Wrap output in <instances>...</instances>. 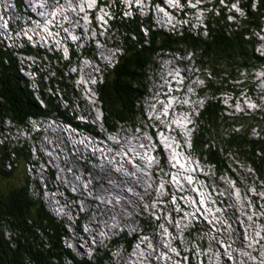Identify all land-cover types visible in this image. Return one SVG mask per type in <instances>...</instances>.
Returning a JSON list of instances; mask_svg holds the SVG:
<instances>
[{
    "label": "trees",
    "instance_id": "trees-1",
    "mask_svg": "<svg viewBox=\"0 0 264 264\" xmlns=\"http://www.w3.org/2000/svg\"><path fill=\"white\" fill-rule=\"evenodd\" d=\"M223 1L241 6L245 19L242 21L233 13L234 20L228 19L226 8L218 5L219 15L208 16L204 37L187 29L172 32L154 29L147 20L125 19L114 10L112 31L124 48L97 91L109 126L118 121L133 122L143 114L141 105L157 67L155 57L166 51L191 52L190 65L206 80L204 90L199 91L205 102L198 112L192 137L194 152L222 173H230L227 160L235 157L264 183V115L228 117L220 99L223 95H238L237 82L239 88L253 92L246 80L253 69L261 67L264 75V55L255 53L259 40L253 33L261 31L264 37V0ZM22 51L41 55L28 45ZM13 52L0 40V118L7 117L23 126L27 118L48 114L52 107L48 103V108L41 110L33 101L19 73L23 61ZM60 68L55 67V71L60 72ZM43 76L45 73L40 77ZM40 94L44 98L43 92ZM219 129L226 133L216 139L211 130ZM28 156L26 142L0 146V264H56L54 259L64 252L60 246L64 232L60 221L50 215L42 201L34 200L27 192L29 179L24 174V163ZM7 162L16 164L7 169Z\"/></svg>",
    "mask_w": 264,
    "mask_h": 264
},
{
    "label": "built area",
    "instance_id": "built-area-1",
    "mask_svg": "<svg viewBox=\"0 0 264 264\" xmlns=\"http://www.w3.org/2000/svg\"><path fill=\"white\" fill-rule=\"evenodd\" d=\"M35 4H40L42 7L49 6V8L43 9L39 14L33 12V16L30 17L29 20L32 24L37 21L38 25L35 26L34 30L37 31V28H39L40 31L38 32H40V34L49 31V38H47L46 41H51V35H54L56 37V45L60 43L62 45L64 44L71 49L72 53L77 54L82 51L91 52L92 55H87L81 62L89 66L90 70L85 72L87 73L86 78L83 77L81 73L76 75L67 71L62 72V74H57L55 72L49 73L48 77L45 78L48 80L47 86L51 84V79L54 78L57 80L54 87L50 86L51 88L46 90L48 91L47 98H51L53 101V107L50 110L51 114L47 117H29L26 119L25 125L23 126H20L7 117L0 118V126H3V133H0V146L3 142H11V145L14 146L18 141H22L26 142L29 148L28 151H34V165H26L25 163L26 175L29 179L27 185L29 195L34 200L39 199L40 201H46V208L52 213L55 219L64 223L66 232L61 237V246L64 250L74 251L76 247H73V239H75V236H73V227L79 223H86L80 222V219L89 217V211L93 210V204H95L99 198L111 197V187L98 185V178H101V176L93 173L96 171H104L106 169L104 164L92 162V172L91 170L85 169V166L79 162L80 160L76 157V153L80 150L86 151V147H83L85 145L69 147L65 144V141L70 142L73 136L69 133V128H63L61 120L53 117V110L56 109V107H64L66 112L71 113L72 119L83 120V124H86L87 128H93L95 125L96 113H92V105H95V99H99L97 88L102 84L104 76L118 58H111V56H108V53L97 50L90 41L86 40L84 36H81L78 29L71 28V23H69L70 21L68 20L70 7H67L66 4L64 8H61L60 5L63 6L61 0H34V5ZM3 7L6 8L0 1V33H2L5 39L3 40L0 38V40L2 42L5 41L7 43H4L5 46L12 49L14 55L20 58L17 53L23 48V44L21 42H13V39L10 41L7 40L11 38L10 32L14 27L12 25L9 26V22H5V26H3L2 22L7 21L4 17H8L9 19V16L6 15V10L5 13L2 14L1 8ZM36 16L39 20H36ZM196 28L198 27H195V32H197ZM104 29L107 30L106 28ZM175 29L181 30L180 27H176ZM110 33V38L116 37L113 31ZM28 38L31 39V37ZM256 52L258 53V51ZM176 56L179 57V55ZM191 56V53L187 55L188 58ZM93 57H95V60ZM28 59L32 62L37 61V59L33 57ZM53 65L62 67L63 62L56 61ZM36 73L37 81H30L32 83L30 90L34 91L35 98H39L40 94H38V86L36 83L39 81L40 71ZM62 82L65 83V86H63ZM75 89L76 93L74 91ZM65 91H67V93ZM77 91H80L82 95ZM55 94L58 98L55 97ZM38 101L39 104H42L43 110L48 108L43 101L39 99ZM98 130L100 132L103 131V129L100 128ZM76 134L81 135L83 138H87L88 136L87 132ZM45 135L51 136L49 138L50 148L43 139ZM87 139L89 141V138ZM89 142L92 143L93 141ZM92 146L88 147L87 151L90 150L92 154L105 153L104 150L100 149L99 151ZM11 158L13 162V156H11ZM73 158L75 160H73ZM15 164V162L12 163V166ZM52 170L54 171V175L52 174ZM31 172H38V179H31ZM48 177H55V185H48ZM34 185H41L40 195H32V186ZM90 187L92 188L88 189ZM120 189L127 190V188L123 189L122 187ZM117 209H119V211L123 209L118 202L116 203L115 209H106L103 211V213H106V230L109 227L114 228L115 224L119 225V222H121V216L118 215ZM104 233H102V239H98L101 241L102 246L105 241L109 243L111 239L117 236L115 232H112L111 235H104ZM136 241L140 243V240ZM137 243H133L131 250H134V246H136ZM117 245L119 244L114 243L113 240L109 243V248L107 249L116 254ZM128 254L129 259H124L125 264H127V262L133 263L131 259L132 253L128 252ZM120 258L121 257H119V259ZM62 262L63 264H72L71 260L68 258L63 259ZM107 263L120 264L117 263V257L116 261H107Z\"/></svg>",
    "mask_w": 264,
    "mask_h": 264
},
{
    "label": "rangeland",
    "instance_id": "rangeland-1",
    "mask_svg": "<svg viewBox=\"0 0 264 264\" xmlns=\"http://www.w3.org/2000/svg\"><path fill=\"white\" fill-rule=\"evenodd\" d=\"M0 1H1V3H3L6 6V8L5 7L1 8L2 14L5 13V10H6V12H9V9L11 10L13 8V4L10 3L9 0H0ZM25 2L28 4L29 3V0H25ZM61 3L63 4V6L60 5L61 8H64V5L67 4L66 3V0H61ZM41 5H42V3H41ZM233 7H235V5ZM15 8H16V6H15ZM229 9L232 10V7L229 8ZM20 10H21V8L19 7L18 13H20ZM78 12H80V11L78 10ZM240 14H241L240 19H242V21H243L245 19V17H246L245 16V11H240ZM4 18L7 19V21H3L2 22L3 26H5V22H9V26H10L11 23H10L8 17H4ZM78 18H79L78 17V14H76L74 12H71L68 20L71 22L73 19H78ZM101 19H103V13L97 15V26L99 28H101V26H102V24L99 22ZM76 24L77 25H82V21L81 22L80 21L78 22V20H77L76 21ZM24 31L26 32V30H24ZM24 31L22 30L21 31V34H15V33H13L11 31L10 32V35H11L10 37L11 38L10 39H7V40L10 41L11 39H13V40L14 39H18L19 37L21 39H24L25 38V40H26L27 37L26 36L24 37V34H23ZM141 31H142V35L145 36L146 33L143 30H141ZM27 35H30V33H28ZM37 35H38V33H37ZM203 35H204V32H203ZM256 37L258 39L261 38L260 35H256ZM0 38L3 39V40H5L4 37H3V35H2V33H0ZM100 41H105L106 46H107V49H108V52H109V55L108 56H111V58H118L119 57V54H122L123 51L118 54L119 50L111 47V45H113V44L114 45H118L119 43H117L118 40H116V38H110V34H109V37L100 38ZM38 42H39V48L42 49L45 46V42L43 40H39ZM4 43L7 44L5 41H4ZM91 44H93V46H95L96 48H99L97 50L101 51V49H100L101 46H99V43L98 42L93 41V42H91ZM57 48H58V46L57 45H54L53 48H51L49 51L54 52V50H56ZM79 50H80V48H79ZM176 57L179 58L178 56H176ZM188 57H187V59H188ZM168 59H169V61L172 60L169 63L174 64V63L177 62V61H175V58H173V57H171V58L168 57ZM164 62H166V61L164 60ZM58 68L59 67H57V69ZM190 70H193V73H198L199 72V71H196V69L194 67H192L191 65L188 66V70L186 72H188ZM165 73H166V75L168 74V72H164L163 76L165 75ZM153 74L154 75H156V74H162V71H158V69H154V73ZM205 76H206V78H209V76L207 74ZM29 79H30V81H37V73H33L32 75H30ZM211 79L212 78H210V80ZM154 81H155V77L154 76L153 77L151 76L149 85H152V83H154ZM195 81L199 85H200V83H202V85L200 86V88H201V90H204V88H205L204 86L206 84L205 78L201 79L202 82L201 81L198 82V80H195ZM171 82H172V84H174L177 87H179V90H182L183 93L181 92V97L180 98L179 97H176L174 95H171V94H169L167 96H164L162 98L161 102L165 103L166 105L164 104L165 106L163 108V111L158 115V117H156V119H158L161 114L165 113L169 109H171V108L173 109L174 106L175 105H178L179 103H181V101H184L185 103H183V104L188 105V106L192 103V101L190 100L191 99L190 94L192 93L193 89L190 87V84L189 83L188 84L186 83L185 78H183L181 74H175L174 79ZM238 83L239 82L235 83V85H236L235 87L238 88V90L240 91L241 89L238 87V85H239ZM44 84L46 86L48 85V80L47 79H44ZM62 84H63V86H65L64 85L65 84L64 82H62ZM168 84H170V83H168ZM74 91L76 93V89ZM31 92L33 94V99L35 100V98H34L35 97L34 91H31ZM46 92L48 93V91H46ZM65 92L67 93V91H65ZM77 92H79V94H81L80 91H77ZM244 94H246V95L244 96ZM236 96L237 97L234 96L235 97L234 98L235 99V103H232V100H230L231 99V96L230 95H223V96L220 97V99H222V101H223L222 105H224V107L225 106H230V109L224 113L228 117H248V116H251V118H252V117H257L258 116L260 118V117H262V115H264V82H262L261 80H257L255 82V86H254V91L253 92L246 93L244 91L242 94H238ZM55 97L58 98V96L56 94H55ZM239 98H241V101L238 100ZM206 99H208V96H207ZM256 99H257V102H256ZM203 101L205 102V98L201 96V98L196 103V105H197L196 109L197 110L198 109L199 110L201 109V106L203 105ZM155 105H156V103L153 104V101H152L149 104V106H147V108H150L151 106L154 107ZM141 106H143V105H141ZM144 106H145V104H144ZM93 110L94 109L92 108V111ZM151 111H153V110H151ZM144 112L147 115L150 113L149 109H146V107L144 109ZM191 113H192V116L190 117V120H189L190 123H192V121H194V116L195 117L196 116L198 117L197 112H194L193 109H192V112ZM41 117H43V116H41ZM53 117L54 118H58L59 120L62 121L63 128H68L70 126L69 124H67V121L66 120L67 119H72V115H71V113L66 112V110H64V107H56V109L53 110ZM72 120H74L77 123V120H75V119H72ZM143 123L144 122H142V124ZM185 123L186 122H184V124ZM71 129H73L75 133H78L79 132V127L78 126H74V127H71L70 126L69 133H71L70 132ZM90 129H93V128H90ZM125 130H126L127 133L130 134L131 129L129 127L127 129H125ZM211 133L214 135V138L218 139L219 137L224 136L226 132L224 130L219 129L218 132H215L214 130H211ZM254 134H256V133H254ZM50 137L51 136H49V135H45L43 137V139L47 142V146L49 148L51 147L50 144H49V138ZM128 138L135 139V136L134 137H130L129 136ZM4 143L7 144V142H4ZM8 144L11 145V143H8ZM129 146H131V142H128V148H129V151L130 152H133L132 148L129 147ZM33 155H34V152L33 151H29L28 160L30 158H32ZM203 159H205V158H203ZM227 161H228L227 162V167L229 166L230 172L233 174V176L235 177V179L238 182V184H240V186H241L240 189H237V190H233L232 191V189L230 188V186H227L226 185V183L228 184V182H226V180H225L226 179V176L224 174L225 172H223L222 175H217V178L216 179H214V178L211 177L209 179L210 186L211 187H214L218 183L219 187H221L223 190H226V188H228L229 190L227 191V193L229 194V196L233 197L232 198L233 200H235L237 203L239 202L238 206H242V205H240L239 198H237L234 194L240 193L241 194V197H243V199L245 198L246 200H249V198H248L250 196L249 194H252L253 193V188H256L257 190L254 189L255 195L257 196L255 205L260 210L258 211V213H252L251 211L253 210V206H250V205L247 204L245 207H249V211L251 212V214H253L254 217L256 216L258 218H262V216H263L262 211L263 210L261 208L262 201L260 199H262V197L264 195V183L263 182H259V180L257 179V177L252 172V170L249 169L247 166H244V164L241 163L240 161L236 160L235 157H229ZM6 168H8V167L6 166ZM218 172H219V174H221L220 171H218ZM49 183L51 185H55V177H50ZM219 193L223 194L222 191H220ZM243 199H242V201H244ZM200 205H201V203L199 202V206ZM243 205H244V203H243ZM223 208L224 209H221V210H223V211L226 212L225 213V218H226V216L228 217V215H229L228 213H230V216H231L230 218L232 220V223L234 225H236V224L237 225H240L239 222H241L242 219L239 218V213L236 211V209L238 207L235 209V214L234 215H233L234 212L233 211H230L227 208V206H225ZM238 210H239V208H238ZM221 222L223 223L224 221L222 220ZM243 230H245V229L243 228ZM197 237L200 238L198 235H195V238H197ZM262 238H263V236H262ZM90 242H91V240H90ZM76 246H78V245H76ZM212 247H214L213 244H212ZM215 247H216V245H215ZM236 249H237V247H236ZM225 256L230 257V255L227 254L226 252H225ZM207 258H209V257H207ZM102 260L107 263V260L105 258H102ZM226 260H227V262L230 263L232 259L231 258L230 259L226 258ZM256 260L259 261L258 258ZM232 262H234V261L232 260Z\"/></svg>",
    "mask_w": 264,
    "mask_h": 264
},
{
    "label": "bare ground",
    "instance_id": "bare-ground-1",
    "mask_svg": "<svg viewBox=\"0 0 264 264\" xmlns=\"http://www.w3.org/2000/svg\"><path fill=\"white\" fill-rule=\"evenodd\" d=\"M18 1H19L18 6L20 8H22V10L24 12L20 11V13H18L19 7L16 6L17 4H15V2L13 0H9V2H11L13 4V8L9 12H7L6 15L9 16V21H10L11 25L16 29V32H20L21 30L33 31L35 26L38 25L37 21H35L32 24L31 21L29 20L30 17L33 16V12H36L37 14H39L43 11V9L49 8V6H45V7L36 6L35 8H32L31 5H34V0H29L28 4L25 2V0H18ZM15 6H16V8H15ZM15 16H17V19H14ZM36 20H39V19H37V16H36ZM90 26L91 25L88 24L87 21L82 22V25H77V24L75 25L73 22H71V28L78 29V31H80V33H81V36H84L86 38V40H88L90 42H93V41L98 42L99 46H101V48H100L101 51H103V53H108V55H109L105 41H100V38L95 35L94 31H92L91 34L86 35L85 31H87V29H89ZM83 30H84V32H83ZM205 30H206L205 28H203L201 30L202 35H203V32H204V35H206ZM172 31H179V29H173ZM46 33H47V31H46ZM55 39H56V37L54 35H51L52 46L56 45ZM111 47L119 50L118 54L123 51V49H122L123 46L121 47L119 44L118 45L113 44V45H111ZM94 48H96V47L94 46ZM97 49H99V48H97ZM256 51H258V54H260V55L264 54V49H261V47L257 48ZM175 61H176V59H175ZM77 66H78V68H80L79 69L80 71H78V72L81 73L83 75V77L86 78L87 73H85V72L90 70V67L84 65L83 63H78ZM30 75H32V74H30ZM199 99H200V97H195L191 100L192 101V103L190 104L191 109H193V110L196 109V107H197L196 103ZM35 100H36V102L39 103L38 98H35ZM238 100L241 101V98H239ZM232 101H233V103H235V99H233ZM38 105L40 106V108L43 109L42 104H38ZM92 108L94 109L92 111V113L98 114L99 111L102 112V103L100 102V99H95V105H92ZM77 124L84 126V128L79 127L78 133H86V130H85L86 124H83V120H77ZM0 129H2V131H0V133H3V126H0ZM77 137H81V135H77ZM99 139L100 138L97 137L94 140V143L95 144L98 143ZM89 141H93V140L89 138ZM7 143H11V142H7ZM130 147L132 148L133 145ZM190 154L198 157L201 162H203V163L206 162L205 159L200 158L194 151H191ZM94 157L97 161H99V154H95ZM34 163H35V156L34 155L32 158H30L29 160L26 161V165H34ZM6 166L8 167L7 169H10L12 165L7 162ZM166 167H167V165H166L165 161H163L162 165H161V169H165ZM180 175L182 177L187 178V179L189 178L192 181H196L199 179L198 175H195L192 173L181 172ZM31 179H38V172H31ZM49 180H50V177H48V185H51L49 183ZM145 180H148V182L151 184L147 188V191L149 192L148 198H150V195L153 194L154 189H155V185L157 184L156 175L153 174L151 178H145L144 177V181ZM101 181H102V177L98 178V182H99L98 185H104ZM132 183L134 185H136V183H134L133 181H132ZM120 185H123L122 181L120 182ZM228 190H229L228 188H226V190L222 189V192L227 193ZM27 192H28V187H27ZM28 194H29V192H28ZM40 194H41V185L32 186V195H40ZM232 198L233 197L229 196V194H228V196L225 197V200L228 201L232 205L231 210L234 212L233 213V215H234L235 209L238 207V203L235 200H233ZM223 199L224 198H222V197L219 198V200H223ZM109 200H110L109 197L99 198V200L95 204H93V210L89 211V217L93 216L95 218L94 222H97L98 220L102 221L101 228L103 231H90V227L92 226V224L90 222L76 224L75 227H73V236H75V239H73V247H80L82 249H84L85 247H88L91 249V246H95L98 243L100 245L99 247L102 246L101 241H99L98 239H102V233L106 232V213H103V211L106 209H115L116 208V204H109ZM42 202L46 205L45 201H42ZM208 204H210V202H208ZM190 206L194 207V208L199 207L198 202H195L194 205L190 204ZM228 214L229 215H228V217L226 216V218H227L229 225H228V229L227 228H226V230L224 229L225 230V237H230V236L234 235L237 238H234L233 242L232 241H226L227 245L230 249L233 248L232 247L233 243L237 244L238 246H243V240L241 238V228H239V225H237V224L234 225L232 223V220L230 218L231 217L230 213H228ZM218 216L220 217V219H223V217L225 216V212H222V214H220ZM219 224L221 225V220H219ZM246 225H253V224L246 221ZM257 230H260V228H258ZM262 236H263V238L261 237V240H257L255 243V247H256V253L255 254H258V255H261L260 253L262 251H264V233H262ZM90 240H91V242H90ZM76 245H78V246H76ZM157 248L160 249L159 245H157ZM108 254H109L110 258H106L107 261H116V255L114 252H111V250H109ZM206 256L209 257L208 254ZM210 256H211L210 258L206 259V261H205L206 264H215V262L213 260V256L212 255H210ZM81 257H82V253H81ZM65 258H70L72 260H75L72 255H70L69 253L63 252L62 254H60V257H58V258L56 257L54 259V261L56 264H58V263L62 264V260ZM102 258H104L102 255L98 256L95 259L93 264H108L105 261H103ZM246 261L248 262V260H246ZM257 264H264V257L260 258Z\"/></svg>",
    "mask_w": 264,
    "mask_h": 264
}]
</instances>
